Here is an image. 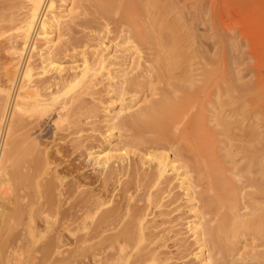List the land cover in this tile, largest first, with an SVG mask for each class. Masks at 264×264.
<instances>
[{
    "label": "rangeland",
    "instance_id": "374dc122",
    "mask_svg": "<svg viewBox=\"0 0 264 264\" xmlns=\"http://www.w3.org/2000/svg\"><path fill=\"white\" fill-rule=\"evenodd\" d=\"M105 1L54 0L56 13L68 11L63 13L62 22L54 29L57 39L51 49L55 63L63 67L61 74L65 80L53 84L58 73L52 68L41 74L39 52L45 44L41 37L36 41L30 62L35 66L33 80L51 81V85L45 86L52 92L66 87L59 103L45 116L43 123L31 124L21 133L28 135L30 141L35 139L40 148L49 152H54L58 145L69 152L77 151V163H83L82 172L86 178L75 173L72 175L75 179H72L65 164L60 170L65 172L67 181L78 178L86 181L82 184L92 194L101 189L95 177L103 174L99 166L89 161L88 153L99 150L107 153L109 150H106L111 149L116 157L123 156L125 160L114 165L123 166L125 172L121 173L122 176L113 175V181L115 178L116 181L110 188L114 191L107 193L110 196L106 198V208L118 203L126 210L127 200L115 194L121 193L124 187L130 190L132 187L133 190L128 192L132 196L130 206L141 208L139 210L148 215L151 247L156 249L159 246V257L163 260L159 264H202L195 256L199 248L191 223L200 216L201 221L209 222L215 215V212L209 213L210 209L199 200L208 189V178L194 190L200 194L197 201L190 199L185 186L182 187L178 172L170 171L161 186H153L155 160L150 156L163 153L172 158L173 151L168 148L158 151L143 147L126 148L127 133L121 126L123 121L144 111L159 108L164 101L179 105L188 103L183 104V114L187 112L188 117L176 131L177 144L185 154L183 162L187 158L189 165L195 163L191 156L195 152L197 129L192 123L197 119L211 147L214 169L208 167L206 170H211L212 179L218 175L233 195V200L218 211L219 216L230 213L231 226L237 227L238 231L230 237V248L224 259L220 255L215 258L219 262L222 260L219 264H264V235L253 226L264 209V0H115L110 10L104 8ZM27 10V0H0L1 77L7 69L5 64L11 59L7 56V46L18 40L17 30L13 28ZM107 10L110 12H105ZM99 59L103 61L101 70H98L101 66ZM13 62L18 63L17 60ZM22 63L21 60L18 65ZM87 64L93 68L89 76L83 80L81 77L73 79L82 74ZM65 101L69 105L64 109L60 105ZM111 116L114 119L111 120ZM71 126L74 128L70 129ZM71 139L76 142L72 143ZM109 141L112 146L108 147ZM141 158L147 163L142 164ZM181 162L182 158L176 164L179 166ZM187 170L194 180V171ZM206 192L205 196L210 198ZM75 199L74 196L71 201ZM194 204L201 207L199 212L202 215L193 209ZM85 231L89 230L76 235ZM62 233L64 239L67 238L66 243L59 248L51 246L52 252L43 249L42 264H106L107 252L113 251L102 252L103 246L99 245L79 248L75 236L67 231ZM93 253L95 255L91 256Z\"/></svg>",
    "mask_w": 264,
    "mask_h": 264
},
{
    "label": "bare ground",
    "instance_id": "6f19581e",
    "mask_svg": "<svg viewBox=\"0 0 264 264\" xmlns=\"http://www.w3.org/2000/svg\"><path fill=\"white\" fill-rule=\"evenodd\" d=\"M27 2L28 10L26 14L13 28L17 30L16 39L18 40L10 42V45L7 46L9 54L7 56H10L11 59L9 58V62L5 64L7 66L5 75L3 77L0 76V264H42L41 253L43 249L52 252L51 246L59 248L66 243L65 239L67 238L64 239L65 234L63 235L62 231H67L69 235L75 236V243L79 245V248H87L88 246L91 248L99 245L103 246L102 249H100L101 247L98 248L102 250V252L107 251V249L113 250L112 253H109V251L107 252L108 254L106 253V260L104 258L106 264L162 263L163 260L159 257V246L156 247V249L151 247L153 241L150 240L148 235L150 233L148 230L150 231L151 229V225H147L148 215L140 211L139 209L141 208L138 209V207H133V204V208L130 206L132 196L131 193L129 194L128 192L133 190L132 187L131 190L125 189L124 187L121 193L115 194L116 197L120 196V198H122V196H124V199L127 200L126 210L118 203L112 208H106L108 204L106 198L110 196L107 195V193L112 194L114 191L110 188L116 181V178L113 181V175H121V173L125 172L123 166L114 165L117 161L123 162L125 160L123 156L116 157L111 153V149H107L106 151L109 150L107 153L105 150L95 152L88 151L90 152L88 153L89 161L91 160L93 164L99 166L103 174V176L95 177L97 184L100 182L98 185H101V189H98L99 192L92 194L87 191V189H85L87 187L82 184L86 182L83 180L86 177L85 173L82 172L83 163L81 164L79 161V164L77 163L79 157L75 154L77 151L72 149L74 151L69 152L58 147V145L54 152H49V150L46 151L44 148H40V145L34 141L35 139L30 141L29 139L31 138H29L28 135H23L24 133H21L27 126L34 123L40 125V123L44 121L43 119L45 116L51 112L52 108L56 107L57 103H59L61 93L66 87L64 86V88L52 92L45 86L46 84L48 85V83L50 84L51 81L33 80L35 76V66L30 62V58L31 53L35 49L36 41L41 37L45 41L43 48L39 52L42 61V63L40 62L42 65H39V67L41 66V74L49 72V68H52L58 73V76L53 80V84L56 85V83L61 80H65L61 74L63 67L55 63L51 56V49L54 47L57 39L54 35V29L62 22L63 13L68 11L63 10V12L56 13L54 11V0H27ZM115 3V0H107L103 5L106 6L104 7L106 9L113 6ZM15 21H17V19ZM4 27L7 28V26ZM3 50L4 48L1 51ZM172 52L174 53V51ZM16 60L18 63L21 60L23 61L21 66L13 62ZM99 60L101 61V66L98 70H101V68H104L102 65L103 58ZM92 70L93 68L90 64H87L82 74L80 73L81 75L77 74L72 78L76 79L81 77L83 80V78L85 79L89 76ZM87 86L89 85L87 84ZM182 103L184 104L185 102ZM67 104L68 103L65 101L60 106L65 109ZM183 104L179 105L175 104L173 101L167 100L157 109L144 111L133 119L123 121L121 126L127 133L125 147H143L147 150L152 148L156 151L168 148L173 151L174 156L172 158L163 153H155L153 157L150 156V158L155 160L153 167V186L159 184L161 186L163 180L168 179L167 174L170 171L178 172L182 187L185 186L184 188L188 192L190 199L196 200L200 194L194 191L195 188L200 186V182L203 181V179L208 178L209 186L208 189H206L207 192H205L209 193L210 198L205 196V192H203L204 194H201V199H198L200 201L202 200V204L210 209L209 213L215 212V215L209 222L201 221L202 217L200 216V219L191 223V230L199 248L198 253L195 254L196 258L200 260L202 264H219L222 260L219 262L215 256L220 255L221 259H224V255L230 248L228 241L230 237H234L238 231L237 227L231 226L232 216L230 217V213H224L219 216L220 212L218 211L220 207L223 209L225 208V203L233 200V195H231L227 186L218 175H214L213 180L211 170H206L208 167L214 169L211 147L210 143L205 139L203 130L200 129V122L197 119H193L192 123L197 129V133L194 136L195 152H193L194 154L191 156L194 158L195 163L193 162L192 166L189 165L187 158H184L186 160L183 162L185 154H183L184 152H182L181 146L177 144L178 138L176 137L178 136L176 135V131L179 130L181 123L188 117L187 112L183 114V106L188 103ZM112 119H114V116H111V120ZM71 128L74 127L71 126L70 129ZM76 131L78 130L76 129ZM60 137L61 136H59L58 139H60ZM63 140L62 142H65ZM75 142L72 140V143ZM56 144L58 143L56 142ZM111 144L112 142L109 141L107 144L108 147ZM64 145L66 147V144ZM53 146L55 145L53 144ZM78 149L80 150V148ZM146 156H148V154ZM181 158L182 162L178 166L176 163L180 162ZM141 163L146 164V159L141 158ZM62 164H65L67 168H69L68 174H71V176L77 173L81 174L84 178H78L75 181H67L65 179L66 175L63 174L65 172L60 170ZM151 165H153V162ZM182 168L186 170L181 172L180 170ZM187 168L194 171V180H191ZM72 179L75 178L72 176ZM115 188L117 189L118 186ZM127 193L129 195H127ZM74 196L77 200L75 199V201L72 202L71 198L73 197L74 200ZM114 201L117 202L116 199ZM200 208L201 207L197 204L193 205V209L196 213L202 215V212H199L201 211ZM242 226L248 228L246 223ZM253 226L259 230L261 235H264V209L257 216ZM154 229H156V226ZM84 230L89 231H85L86 233L81 235H76V233L83 232ZM46 232L51 233L50 235L47 234L50 237H46ZM157 235H159V233ZM45 238L47 240H45ZM44 244L45 248H42ZM102 252H100L101 255H103ZM100 253L98 252L97 254ZM58 254L60 253L57 252V255ZM49 255L51 256V254ZM94 255L95 253L91 256ZM105 255L103 257H105ZM44 258L43 256V259ZM63 258L65 257L63 256ZM56 260H59V258ZM100 261L104 263V261ZM50 262H52V260ZM224 263L225 262H223V264ZM96 264L99 263L97 262Z\"/></svg>",
    "mask_w": 264,
    "mask_h": 264
}]
</instances>
